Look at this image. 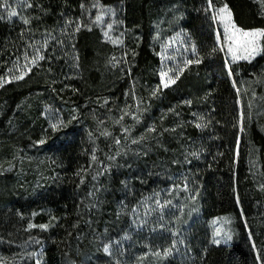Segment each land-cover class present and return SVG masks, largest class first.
<instances>
[{"label":"trees","instance_id":"obj_1","mask_svg":"<svg viewBox=\"0 0 264 264\" xmlns=\"http://www.w3.org/2000/svg\"><path fill=\"white\" fill-rule=\"evenodd\" d=\"M3 1L0 107L14 108L40 88V77L51 79V91L73 101L78 97L77 104H84L92 96L95 62L110 42L133 48L132 69L140 80L135 95L149 106L138 164L130 172L120 174L113 168L103 175V187H97L91 208L87 197L96 187H91L87 171L95 144L102 141L82 123L69 129L70 137L52 148L51 179L43 189L31 197L0 203V230L11 233L16 227L30 228L44 244L43 264H65L68 248L76 239L83 240L88 227L107 222L102 211L108 208L119 216L123 204L130 210L143 206L150 196L169 197L181 189L194 198L197 210L177 226L164 264H264V220L256 213L251 188L259 186L249 173L246 147L250 141L258 148L264 172V131L244 116L232 79L233 75L239 83L235 67L231 75L216 41L218 26L211 8L218 0H162V4L156 3L161 0H26L27 5L12 20L4 16ZM221 1L239 26L264 27V21L256 23L264 17L252 0ZM153 11L166 12L195 46L179 78L168 87L151 74L157 60L150 38ZM21 75L22 79L15 78ZM144 86L149 96L141 91ZM123 176L128 181L121 186ZM167 213L171 218L172 213ZM129 224L128 219L124 225ZM127 229L119 233L126 232L131 242L124 249L128 255L134 253L133 244L140 247L146 240H158ZM26 261L34 264L32 258Z\"/></svg>","mask_w":264,"mask_h":264},{"label":"rangeland","instance_id":"obj_2","mask_svg":"<svg viewBox=\"0 0 264 264\" xmlns=\"http://www.w3.org/2000/svg\"><path fill=\"white\" fill-rule=\"evenodd\" d=\"M252 2L264 17V0ZM4 3L8 4V8L2 6L4 16L9 20L16 16L10 17V11L17 13L27 5L26 0H4ZM225 6L232 13L226 3L218 0L216 6L211 8L213 16L217 17L219 9ZM152 16L155 19L150 38L157 60L151 74L159 77L162 86L165 82L170 85V81L194 55L195 46L188 34L166 17V12L153 11ZM215 21L218 26L216 41L225 53L226 67L231 75V69L235 67L236 70L239 83L235 82L233 75L232 79L241 96L244 116L249 123H255L264 131V37L258 38L257 50L251 55L243 49L237 51V55L248 56V59L233 60L232 53L228 51L232 41L225 39L231 33H225L223 23L218 18ZM232 21L242 30H264V27L239 26L233 13ZM262 21L256 20V23ZM105 51L95 62L97 72L91 79L92 96L87 97L84 104H77L78 97L73 101L51 91V79L40 77V88L31 91L14 108L8 110L6 106L0 107V203L31 197L43 189L51 179L49 159L52 148L70 137L69 129L82 123H87L91 133L102 141L95 144L94 158L87 171L92 176L91 187H96L87 197L89 208L97 199V187H103V175L113 168L120 174L124 170L130 172L138 164V156L144 145L149 103H141L135 95L140 80H137L132 69L133 48L128 45L120 48L117 42H110ZM120 77L123 78L121 82ZM141 91L148 93L149 90L146 91L144 86ZM246 147L249 173L259 186L251 187L254 191L253 201L258 217L264 220V172L260 153L250 141H247ZM127 181L128 177L123 176L121 186ZM180 191H173L169 197L162 193L150 196L143 206L130 210L126 206L123 208V204L119 216L117 212L115 214L117 217L108 208L102 211L107 222L100 227L99 224L91 229L88 227L86 237L83 240L82 237L77 238L68 248L65 264H164V253L168 251L169 240L176 238L177 226L197 210L194 198ZM114 198L118 200L119 195L114 194ZM4 210L6 214L9 213L8 208ZM167 211L172 213L171 218L167 217ZM128 219L130 224L124 225ZM27 220L28 226L30 218L27 217ZM125 226L139 237H155L158 240H146L140 247L132 243L134 253L128 255L124 249L131 242L125 236L126 232L119 233ZM29 230L22 226L12 229L11 233L0 230V264H27L26 258H32L34 264H43L44 244L38 233ZM147 241L150 244L146 245ZM119 256L121 260L117 259Z\"/></svg>","mask_w":264,"mask_h":264},{"label":"snow or ice","instance_id":"obj_3","mask_svg":"<svg viewBox=\"0 0 264 264\" xmlns=\"http://www.w3.org/2000/svg\"><path fill=\"white\" fill-rule=\"evenodd\" d=\"M4 8H8V4L4 3L2 5ZM31 6V5H29ZM17 13L15 11H10L9 16H15ZM219 19L224 26L225 33H231V35H226L225 39H228L232 41V43L228 47V51L232 53V59L238 60V59H248V56H240L237 55V51L239 49H243L245 52H248L249 55L254 53L257 50V40L259 37H264V30H242L232 21V13L228 10L227 6L224 8L219 9L217 17H214V19ZM25 24L29 23L28 20L24 21ZM107 35V33H105ZM219 39V37H218ZM233 45L235 47H233ZM39 59H43V57H39ZM35 60L32 61L33 64H35ZM164 74H162V80H163ZM16 79H22L23 76L15 77ZM179 78V75H177L176 79ZM171 83H175V80H171ZM0 86H2V83H0ZM164 87H168V82H165ZM55 127V125H53ZM231 239V237H228ZM214 243L219 244V240H214ZM105 251H108L107 248H105ZM168 252H165L164 255H168Z\"/></svg>","mask_w":264,"mask_h":264}]
</instances>
